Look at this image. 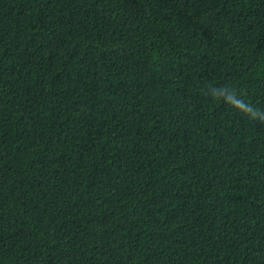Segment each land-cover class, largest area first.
Wrapping results in <instances>:
<instances>
[{
	"label": "trees",
	"instance_id": "1",
	"mask_svg": "<svg viewBox=\"0 0 264 264\" xmlns=\"http://www.w3.org/2000/svg\"><path fill=\"white\" fill-rule=\"evenodd\" d=\"M0 264H264V0H0Z\"/></svg>",
	"mask_w": 264,
	"mask_h": 264
}]
</instances>
